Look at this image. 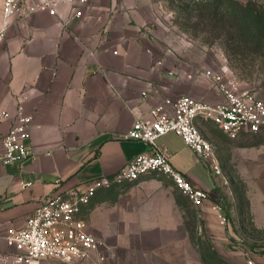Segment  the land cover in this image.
Segmentation results:
<instances>
[{"label": "crops", "instance_id": "1", "mask_svg": "<svg viewBox=\"0 0 264 264\" xmlns=\"http://www.w3.org/2000/svg\"><path fill=\"white\" fill-rule=\"evenodd\" d=\"M151 6V0L67 3L56 14L43 9L6 24L0 0V113L14 116L22 104L33 118V154L22 163L0 165L4 226L25 227L43 197L112 176L149 150L142 141L118 135L163 99L189 94L220 100L208 78L179 68L162 48L151 28ZM74 7L82 9L80 17L72 14ZM11 124V118L0 119V138ZM159 143L193 185L221 202L227 217L236 209L211 160L203 161L175 133ZM83 218L91 233L115 248L116 259L107 264H210L193 234L226 261L221 250L238 244L236 231L228 222L220 224L209 205L194 206L171 179L155 175L99 189ZM5 250L0 238V252Z\"/></svg>", "mask_w": 264, "mask_h": 264}, {"label": "built area", "instance_id": "2", "mask_svg": "<svg viewBox=\"0 0 264 264\" xmlns=\"http://www.w3.org/2000/svg\"><path fill=\"white\" fill-rule=\"evenodd\" d=\"M94 0H3L5 23L12 17H29L33 12L47 9L56 14L62 4L87 5ZM74 16L82 9L74 7ZM196 73L208 78L219 91L217 102H207L192 95L167 97L153 106L147 116H137L132 127L118 137L144 142L149 150L139 153L117 173L104 175L77 184L67 190H56L43 197L23 228L7 227L0 223V238L6 250L0 252V263L15 264H107L117 257L113 246L106 244L88 230L83 218L84 208L101 188H110L127 181H137L145 175L166 177L184 193L196 207L209 205L222 225L228 217L220 201H214L210 192L197 187L179 171L170 160L167 148L159 139L175 133L203 160L213 157V145L200 128L203 121H211L236 139L242 133H255L264 129V100L224 71L205 69ZM143 95L147 91L142 92ZM12 119L9 130L0 138V165L22 163L32 154V115L21 104L12 116L9 111L0 113V119ZM220 174L219 167H214ZM32 183H24L29 187ZM58 187L61 181L56 182ZM252 264V261L249 260Z\"/></svg>", "mask_w": 264, "mask_h": 264}, {"label": "rangeland", "instance_id": "3", "mask_svg": "<svg viewBox=\"0 0 264 264\" xmlns=\"http://www.w3.org/2000/svg\"><path fill=\"white\" fill-rule=\"evenodd\" d=\"M209 1L214 0H151L150 24L156 39L179 68L224 71L264 100V50L247 51L246 58L234 53L220 30L221 21L203 13ZM235 1L253 3L264 10V0ZM200 128L213 145L209 161L220 168L229 203L236 206L228 223L236 231L238 244L231 250L226 246L221 254L230 264H250L249 260L261 264L257 259L264 257V129L231 139L211 121L201 122ZM191 240L200 245L210 264H224L204 246V239L193 234Z\"/></svg>", "mask_w": 264, "mask_h": 264}, {"label": "trees", "instance_id": "4", "mask_svg": "<svg viewBox=\"0 0 264 264\" xmlns=\"http://www.w3.org/2000/svg\"><path fill=\"white\" fill-rule=\"evenodd\" d=\"M211 19L221 21L220 30L229 40V46L236 54L264 50V10L253 3L235 0L209 1L202 8ZM224 264H230L217 256Z\"/></svg>", "mask_w": 264, "mask_h": 264}]
</instances>
